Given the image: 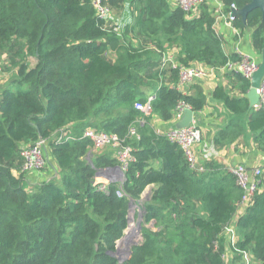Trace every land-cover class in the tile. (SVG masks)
Wrapping results in <instances>:
<instances>
[{
    "label": "trees",
    "instance_id": "trees-1",
    "mask_svg": "<svg viewBox=\"0 0 264 264\" xmlns=\"http://www.w3.org/2000/svg\"><path fill=\"white\" fill-rule=\"evenodd\" d=\"M250 1L220 0L218 9L203 0L185 11L168 0H103L111 11L105 19L93 0H0V61L9 74L0 90V264H226L228 249L236 262L249 252L264 264V189L237 219L232 242L227 229L242 195L235 176L214 161L191 169L183 150L149 123L152 115L171 119L180 102L203 109V89L182 90L179 66L216 69L238 60L224 51L215 22ZM234 15L236 28L252 29L260 54V10L245 21ZM171 50L177 66L163 63ZM225 74L230 89L217 85L212 99L232 117L214 146L251 141L264 154V109L249 106L248 78ZM149 96L148 114L135 108ZM88 128L133 147L124 180L109 183L107 193L97 189L96 173L117 163L115 150L93 149L81 137ZM62 132L74 139L57 141ZM39 138L54 164L29 183L20 148ZM261 177L264 184V167ZM131 201L140 204L141 240L120 259Z\"/></svg>",
    "mask_w": 264,
    "mask_h": 264
},
{
    "label": "built area",
    "instance_id": "built-area-1",
    "mask_svg": "<svg viewBox=\"0 0 264 264\" xmlns=\"http://www.w3.org/2000/svg\"><path fill=\"white\" fill-rule=\"evenodd\" d=\"M103 0H93L96 5V14L100 18L107 19L111 18L110 8L102 3ZM175 5L179 6L185 11H193L196 6L200 4L203 0H174ZM215 2V7L219 9L221 2L220 0H212ZM235 8H233L234 10ZM233 10L227 14H218V16H223L227 19V23L230 25L235 17ZM166 62L163 60V63ZM258 60L250 58L245 54H239V59L236 61H229L223 67L224 70H238L243 76L250 79L252 73L258 67ZM1 65V63H0ZM180 74V85L182 86L185 83H190L193 80L201 79L205 72L200 67L199 64H194L190 66H179ZM259 94V102L254 105V109H264V80L260 83L257 88ZM153 96H149L146 102L136 101L134 103L135 108L141 110L142 112L148 114L151 111L150 101ZM190 107L187 104L180 102L176 107V114H180L184 109H189ZM166 136L169 141L176 143L182 150L185 155L189 167L195 170H202L203 168L198 165V161L194 152V146L201 139V131L198 127V124L195 121L190 122L185 127H171L166 130ZM129 134L138 138V134L134 127L129 129ZM82 138H88L93 149H102L105 147L112 148L115 150V158L117 161V166L115 168H105L104 170L108 175H102L99 177L102 179L98 181L95 179V184L97 189L107 193L108 185L112 182H118L121 185L122 181H116L114 178L110 177L111 172H119L124 177V171L129 166L130 162L134 160L132 154L133 147L128 144H124L123 140L120 139L114 133H108L104 131H97L93 128L86 129ZM64 140H73L74 137L67 132H62L58 137L57 141ZM44 139L39 138L33 144H24L20 148V155L23 159V170H40L45 167L47 163V156L44 152L43 143ZM56 141V142H57ZM46 142V141H45ZM203 165V164H202ZM227 169L235 176L237 184L242 188V195L240 198L241 203H248L251 201L253 196L260 191V186L262 182V173L264 166H255L247 167L244 164H237L234 166H226ZM100 173V172H99ZM118 196H122L123 192L121 188L116 191ZM246 264V263H244Z\"/></svg>",
    "mask_w": 264,
    "mask_h": 264
},
{
    "label": "crops",
    "instance_id": "crops-1",
    "mask_svg": "<svg viewBox=\"0 0 264 264\" xmlns=\"http://www.w3.org/2000/svg\"><path fill=\"white\" fill-rule=\"evenodd\" d=\"M168 1L172 4L175 2L174 0ZM215 29L224 37L223 49L226 53L237 55L245 54L250 58L260 61V54L257 53L252 44L251 28L243 30L238 29L234 26V23L229 25L225 17L218 16L215 22ZM163 59L172 63L174 66L178 65L175 61V52L173 50L167 52ZM199 65L204 70L205 75L201 79L193 80L192 82L185 83L181 86L182 90L192 91L193 85H200L206 95V105L201 111L194 112V117L190 121H195L199 125L198 127L201 131V139L194 146V152L198 161V165L203 168V162L214 161L215 163L224 167L234 166L237 164H244L247 167L264 166V154L257 150L251 141L240 142L239 140H236L229 146L221 148H216L214 146V134L228 123L232 117V114L223 106L221 102L212 99V92L217 85H223L225 88L230 89L231 80L227 77L223 68L215 69L207 65ZM5 74H7V76H5ZM0 75V87H2L4 86L3 84L5 80L9 77V74L1 71ZM233 93H236V91L232 90L231 94ZM183 116L184 112L180 114L175 113L171 119L164 121L157 116L152 115L149 119V123L157 132H166V130L169 128L176 127L177 124H180L182 122ZM97 151L107 155L111 153L113 156V152H111L113 150L108 147L99 149ZM158 165L159 164H156L157 167ZM14 174H17V172ZM42 176V172L35 170L24 171L25 180L29 183L38 181L42 178ZM153 188L154 185H149L145 188L143 191L145 199L150 197L151 190ZM263 189L264 184L260 186V191ZM249 203L250 202H239L236 205V209L229 222L230 227L227 229V232L231 231L232 242H235V240L239 237L234 225L239 216L244 213ZM225 253V259L227 260H225L226 264H260V262L256 260L249 252L241 256L238 262L232 258L233 252H231L229 249Z\"/></svg>",
    "mask_w": 264,
    "mask_h": 264
},
{
    "label": "water",
    "instance_id": "water-1",
    "mask_svg": "<svg viewBox=\"0 0 264 264\" xmlns=\"http://www.w3.org/2000/svg\"><path fill=\"white\" fill-rule=\"evenodd\" d=\"M254 8H257L261 12V21L264 22V0H251L249 3H247L245 6H243L240 9H235L233 11L234 14L240 15L242 20L245 21L247 14ZM264 78V46L261 49L260 52V61L258 63L257 69L252 73L249 81L250 86L246 93V98L249 101V106H254L259 102V94L257 92V88L259 87L260 83L262 82ZM184 116L182 119V122L180 124H177L176 127H185L187 126L190 121L194 117V112L192 109H184ZM96 177H99V172L96 173ZM143 194V193H142ZM129 221V218H128ZM129 225V226H128ZM127 228H130V224L128 222ZM136 229L137 231L140 230V221L136 223ZM129 231V229H128ZM127 233V231H126ZM124 239V236L118 240V244L122 242Z\"/></svg>",
    "mask_w": 264,
    "mask_h": 264
},
{
    "label": "rangeland",
    "instance_id": "rangeland-1",
    "mask_svg": "<svg viewBox=\"0 0 264 264\" xmlns=\"http://www.w3.org/2000/svg\"><path fill=\"white\" fill-rule=\"evenodd\" d=\"M0 63L2 64L1 61H0ZM1 71L4 72L3 69H2V66H1V69H0V73H1ZM2 76H3V74H2ZM5 76H7V74H5ZM0 78H1V75H0ZM2 88H3V86L0 87V90ZM44 146H46V142L45 141L43 143V147ZM47 150H48V147L46 146L44 148V152H45V154L47 156V165L48 164L49 165L54 164V161H53L52 157L47 153ZM116 166H117V163L115 165H113V166H110L109 168H115ZM43 169L39 170L38 172H42ZM99 172H100L99 173L100 176L108 175V173L104 169L99 171ZM109 175H110L111 178H114L116 181H122L124 179V177L117 171L111 172ZM97 180L101 181L102 179L100 177H97ZM144 199L145 198H144V194H143V196L140 199V201L143 202ZM128 218H129L128 222L130 224V228H126L125 234H124V239L118 245V257L120 259H123V258H125L128 255L127 251L130 249V247L133 244H136L140 240V237H141L139 231H137V229H136V223L139 222L140 219H141V210H140L139 202L131 201L129 203ZM128 229H129V231H128ZM126 231H127V233H126ZM248 264H253V263H248Z\"/></svg>",
    "mask_w": 264,
    "mask_h": 264
},
{
    "label": "clouds",
    "instance_id": "clouds-1",
    "mask_svg": "<svg viewBox=\"0 0 264 264\" xmlns=\"http://www.w3.org/2000/svg\"><path fill=\"white\" fill-rule=\"evenodd\" d=\"M96 178H97V177H96ZM245 254H246V253H245ZM245 254H244V255H245Z\"/></svg>",
    "mask_w": 264,
    "mask_h": 264
}]
</instances>
